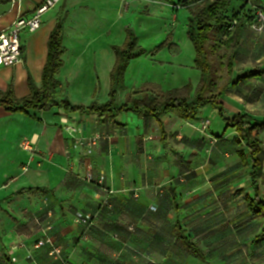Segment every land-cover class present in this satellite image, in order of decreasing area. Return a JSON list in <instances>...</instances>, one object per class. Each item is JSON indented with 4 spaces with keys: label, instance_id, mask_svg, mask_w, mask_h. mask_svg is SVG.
Wrapping results in <instances>:
<instances>
[{
    "label": "crops",
    "instance_id": "1",
    "mask_svg": "<svg viewBox=\"0 0 264 264\" xmlns=\"http://www.w3.org/2000/svg\"><path fill=\"white\" fill-rule=\"evenodd\" d=\"M248 1L232 0L230 12ZM43 2L0 0V32L19 16L33 15ZM156 6L166 7L160 0H61L44 15L38 31L21 34L23 62L0 69V98L11 91L22 101L31 96L32 86L43 91L49 38L63 20L65 52L54 99L85 109L112 103L117 114L71 112L59 104L27 112L0 106V264H61L50 255L51 245L36 248L45 240L60 247L72 264H208L200 238L220 227L217 207L234 202L215 194L221 192L215 181L235 183L243 190L239 196H254L251 164H241L243 145L235 129L221 135L213 133L208 119L194 124L174 112L156 118L130 109L133 100L169 91L152 71L139 69L144 63L153 70L158 65L156 44L139 45L145 53L129 61L122 84L113 86L114 48L125 45L129 29L134 32L135 13ZM250 32H243L232 78L264 69L263 54L252 51ZM170 44L178 48L174 38ZM219 101L226 119L242 114L263 121L264 75L232 86ZM95 136L94 146L74 147L76 138ZM262 160L263 181L264 154ZM89 172L93 182L85 180ZM100 175L103 184L97 182ZM201 189L213 193L202 196ZM87 214L93 216L91 225L80 222ZM177 221L206 262L177 242ZM259 260L246 264H264V256Z\"/></svg>",
    "mask_w": 264,
    "mask_h": 264
},
{
    "label": "trees",
    "instance_id": "2",
    "mask_svg": "<svg viewBox=\"0 0 264 264\" xmlns=\"http://www.w3.org/2000/svg\"><path fill=\"white\" fill-rule=\"evenodd\" d=\"M231 1L180 0L176 5V8H187L191 13L187 26V36L194 45L195 64L201 71V82L195 97H190V88L160 92L155 96L145 95L141 100L132 101L131 110L138 114H147L156 118H160L168 112H174L181 118L192 121L197 119L201 109L211 105L219 111L220 115L225 117L224 107L219 101L221 96L232 86H237L245 80L263 77L264 69H254L236 78H232V73L243 32L251 25V21L248 20V15H250L248 13H253L251 17L255 18L254 14L258 9L264 12V2L263 0H249L239 11L230 12ZM234 22H236L235 25ZM127 34L125 45L114 48L117 62L112 72L113 86L122 84L129 61L145 53L143 49L137 46L134 32L129 29ZM62 39L63 20H59L48 42V59L43 72V91L38 92L32 86L31 96L22 101H17L12 92L8 91L0 98V106L11 112H27L30 108L43 111L59 104L67 111L95 112L100 116L108 114L114 118L117 114V108L112 103L102 106L92 104L85 109L72 106L67 100L57 102L54 99L53 92L58 86L56 75L62 66V56L65 52ZM167 41L156 48L153 54L159 52ZM221 47H225L229 53L222 56L216 55L215 49ZM217 63L220 66L225 65L226 68L227 79L223 85L219 84L221 77L217 70ZM226 123L227 128L236 130L238 145H243V150L238 152L241 164L244 166L251 164L249 177L254 196L246 195L245 201L250 219H263L262 232L256 239V242H261L264 241V197L260 193L264 147L260 134L264 133V120H254L247 115L238 114L232 119H226ZM175 210L178 212L177 203H175ZM92 222L93 216H91L89 225ZM175 238L191 257L206 262L204 252L185 235L179 221L175 227Z\"/></svg>",
    "mask_w": 264,
    "mask_h": 264
},
{
    "label": "rangeland",
    "instance_id": "3",
    "mask_svg": "<svg viewBox=\"0 0 264 264\" xmlns=\"http://www.w3.org/2000/svg\"><path fill=\"white\" fill-rule=\"evenodd\" d=\"M161 2H164L166 7L156 6L154 9L149 8V11L142 7L134 14V35L137 46L143 44L145 47H151L156 44L154 48H158L169 39L166 45L155 53L159 59L155 69H150L147 63L141 65L139 69L142 73L152 71V74L156 75L165 90L190 88L189 94L193 98L201 82V73L195 64L194 45L187 36V26L191 13L187 8H174L173 3L179 2V0ZM260 12L264 13L258 9L254 14L255 18L251 17L253 13H248L250 14L248 20L251 21L249 26L250 39L253 40L254 45L252 51L259 57L262 54L264 56V30L255 32L252 26L256 23ZM173 38L178 48L170 44ZM228 53L229 51L225 47L215 49V54L219 56ZM217 70L221 77L219 84L223 85L227 79L225 65L220 66L217 63ZM199 118L210 120L213 133L219 131L221 135H227L229 130H232V128H227L225 117L220 115L219 111L211 105L201 109L197 119L191 122L199 124ZM261 183V194L264 195V180ZM204 184L205 182H202L199 188H204ZM214 186L221 190L220 193H218V190L215 191L217 196L223 200L229 199L231 196L234 202L232 205L222 204L217 207V210L221 213L216 217L217 220H222L220 227L214 232L208 233L207 236L200 238L203 243L205 242L204 247L206 258L209 261L208 264H246L249 261L262 259L264 256V241H255L261 232L262 226L259 223H251L245 202L247 193L239 196L243 190H238L240 187L235 183L227 182V180L221 181V178L215 181ZM201 190L202 196H210L213 193L209 191L210 187L209 190ZM191 192H193L192 195H195L194 191ZM223 211L225 215L222 213ZM222 214L224 217H222ZM259 261L262 262V260Z\"/></svg>",
    "mask_w": 264,
    "mask_h": 264
},
{
    "label": "built area",
    "instance_id": "4",
    "mask_svg": "<svg viewBox=\"0 0 264 264\" xmlns=\"http://www.w3.org/2000/svg\"><path fill=\"white\" fill-rule=\"evenodd\" d=\"M61 0H44V2L35 10L31 16H19L16 20L6 29L0 32V69L7 67H14L23 62V47L21 41V34L24 32L34 33L41 28L44 15L55 8ZM236 22H234V25ZM255 32H261L264 30V13L260 12L257 17L256 23L252 26ZM70 131H74L72 128H67ZM99 137L95 136L89 139L76 138L74 141V147H82L86 143L89 147L94 146ZM21 148L29 150L27 144H21ZM85 180L87 182H93L95 180L94 175L89 172ZM105 180L104 175H100L97 179L99 184H103ZM80 222L83 224L91 223V215L87 214L80 216ZM44 245H51L52 250L50 255L60 261L61 264H72L69 260H65L62 257L60 247L55 246L50 240L39 241L36 244V248H40Z\"/></svg>",
    "mask_w": 264,
    "mask_h": 264
}]
</instances>
